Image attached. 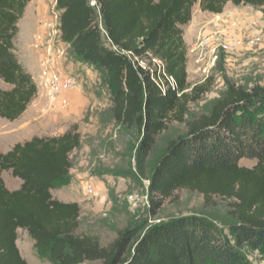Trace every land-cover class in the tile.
Listing matches in <instances>:
<instances>
[{
    "label": "trees",
    "instance_id": "trees-1",
    "mask_svg": "<svg viewBox=\"0 0 264 264\" xmlns=\"http://www.w3.org/2000/svg\"><path fill=\"white\" fill-rule=\"evenodd\" d=\"M32 0H0V118L18 119L38 95V86L15 54L19 22ZM264 6V0H58L63 39L74 59L111 72L112 113L118 125L144 132L143 149L172 120L185 121L189 104L209 88L187 81L184 27L194 8L222 13L225 6ZM112 49L104 46V35ZM146 59L147 65L141 64ZM164 63L168 79L161 88L152 60ZM191 88V89H190ZM190 89V90H189ZM264 85L247 90L228 84L211 111L188 122L187 136L172 142L150 178L149 191L160 199L187 189L234 200L237 222L232 238L201 218H179L159 224L134 240L131 230L101 247L89 235H78L81 208L55 199L51 188L67 178L71 154L81 145L76 127L51 137L34 136L0 151V264H29L17 246L26 229L36 245L49 250L52 264H242V249L264 248ZM242 159L256 160L246 167ZM22 180L7 188L2 174ZM155 199V198H154ZM133 241V242H132Z\"/></svg>",
    "mask_w": 264,
    "mask_h": 264
},
{
    "label": "rangeland",
    "instance_id": "rangeland-1",
    "mask_svg": "<svg viewBox=\"0 0 264 264\" xmlns=\"http://www.w3.org/2000/svg\"><path fill=\"white\" fill-rule=\"evenodd\" d=\"M51 11V0H32L19 22L15 54L37 84L38 95L15 121L0 118V151L6 153L34 136H58L76 127L81 134V145L71 154L70 174L57 181L51 192L55 199L79 204L77 234L96 238L101 247L114 243L122 231L131 230L130 237L135 241L154 226L183 217L206 220L232 238L230 228L237 222L232 215L234 200L214 197L207 203L202 194L187 189L160 199L149 191L150 178L169 145L187 136L188 122L208 114L224 96L228 84L247 90L264 85V6L228 3L219 14L202 11L199 4L195 6L192 20L184 27L187 81L191 87L205 84L209 90L189 104L185 121H169L166 129L155 136L149 150L143 149V131L118 125L114 120L111 72L77 62L70 49L66 63L71 64L77 75L78 90L62 91L54 100L42 87L38 77L40 50L35 35L40 21L48 18ZM103 35L104 46L112 49L104 32ZM226 39L232 40L233 47L229 50L219 45ZM141 64L147 65L146 59ZM151 66L160 73L164 63L154 59ZM155 79L164 87L165 76ZM0 88L11 86L0 78ZM63 92H80L83 102L77 110L70 112L69 103L61 104V99L68 101ZM261 116L264 113L255 118ZM240 164L251 168L256 160L242 159ZM2 177L8 189L21 187L22 180L10 170L4 171ZM17 246L29 264H52L49 250L37 246L26 229L18 230ZM242 253V264H264V248L245 246Z\"/></svg>",
    "mask_w": 264,
    "mask_h": 264
},
{
    "label": "built area",
    "instance_id": "built-area-1",
    "mask_svg": "<svg viewBox=\"0 0 264 264\" xmlns=\"http://www.w3.org/2000/svg\"><path fill=\"white\" fill-rule=\"evenodd\" d=\"M52 11L48 18L40 21V29L35 35L37 46L40 50L39 58V82L50 95L57 100L62 91H76L79 88L78 78L71 70L69 59L70 43L65 41L61 30V10L58 8V0H51ZM91 5L96 7V0H91ZM231 39L221 41L219 45L226 50L231 49ZM66 63L67 65H65ZM157 77L165 76L172 84L174 79L165 73L164 66H160ZM156 81V79H155ZM156 83L164 88L157 81ZM67 99H61V104L67 106Z\"/></svg>",
    "mask_w": 264,
    "mask_h": 264
},
{
    "label": "crops",
    "instance_id": "crops-1",
    "mask_svg": "<svg viewBox=\"0 0 264 264\" xmlns=\"http://www.w3.org/2000/svg\"><path fill=\"white\" fill-rule=\"evenodd\" d=\"M40 93V92H39ZM80 93V92H79ZM78 92H63L62 95H65L68 98L69 103V110L70 112L75 111L78 109V106H80L83 102V96L79 94ZM40 95V94H39ZM43 96H45V93H42ZM40 95V96H42ZM54 105V104H53ZM57 108V105L55 106Z\"/></svg>",
    "mask_w": 264,
    "mask_h": 264
}]
</instances>
